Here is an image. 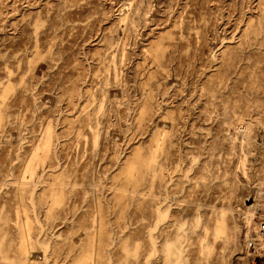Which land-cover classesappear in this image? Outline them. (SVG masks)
Here are the masks:
<instances>
[{"label": "rangeland", "instance_id": "obj_1", "mask_svg": "<svg viewBox=\"0 0 264 264\" xmlns=\"http://www.w3.org/2000/svg\"><path fill=\"white\" fill-rule=\"evenodd\" d=\"M263 201L264 0H0V264H264Z\"/></svg>", "mask_w": 264, "mask_h": 264}, {"label": "bare ground", "instance_id": "obj_2", "mask_svg": "<svg viewBox=\"0 0 264 264\" xmlns=\"http://www.w3.org/2000/svg\"><path fill=\"white\" fill-rule=\"evenodd\" d=\"M262 209H263V203H262ZM257 214H258V210H257V206H256V208H255V216ZM253 215L254 214L252 212H249V211H246L245 212V219L247 220V222H250L251 221V218H252ZM252 220H254V218ZM258 237L260 238L259 234H258Z\"/></svg>", "mask_w": 264, "mask_h": 264}, {"label": "built area", "instance_id": "obj_3", "mask_svg": "<svg viewBox=\"0 0 264 264\" xmlns=\"http://www.w3.org/2000/svg\"><path fill=\"white\" fill-rule=\"evenodd\" d=\"M260 230L262 233H264V201H263L262 217L260 220Z\"/></svg>", "mask_w": 264, "mask_h": 264}]
</instances>
